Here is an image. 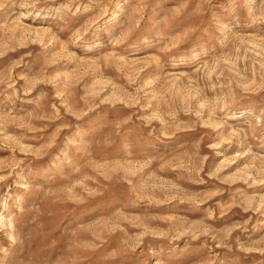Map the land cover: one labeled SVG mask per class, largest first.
Listing matches in <instances>:
<instances>
[{
  "label": "rangeland",
  "instance_id": "obj_1",
  "mask_svg": "<svg viewBox=\"0 0 264 264\" xmlns=\"http://www.w3.org/2000/svg\"><path fill=\"white\" fill-rule=\"evenodd\" d=\"M0 264H264V0H0Z\"/></svg>",
  "mask_w": 264,
  "mask_h": 264
}]
</instances>
